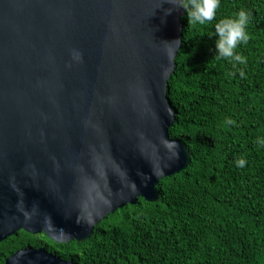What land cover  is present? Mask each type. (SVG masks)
Returning a JSON list of instances; mask_svg holds the SVG:
<instances>
[{
    "label": "water",
    "instance_id": "obj_1",
    "mask_svg": "<svg viewBox=\"0 0 264 264\" xmlns=\"http://www.w3.org/2000/svg\"><path fill=\"white\" fill-rule=\"evenodd\" d=\"M183 16L179 0H0V242L90 239L189 166L167 93ZM6 264L77 263L28 247Z\"/></svg>",
    "mask_w": 264,
    "mask_h": 264
},
{
    "label": "trees",
    "instance_id": "obj_2",
    "mask_svg": "<svg viewBox=\"0 0 264 264\" xmlns=\"http://www.w3.org/2000/svg\"><path fill=\"white\" fill-rule=\"evenodd\" d=\"M240 9L251 14L249 41L237 50L246 65L215 47V23ZM182 21L168 98L170 134L187 144L189 166L161 180L156 202L139 197L85 241L21 230L0 242V264L28 247L77 264H264V147L254 142L264 137V0H222L216 21L190 24L186 10ZM239 158L247 167L236 166Z\"/></svg>",
    "mask_w": 264,
    "mask_h": 264
},
{
    "label": "clouds",
    "instance_id": "obj_3",
    "mask_svg": "<svg viewBox=\"0 0 264 264\" xmlns=\"http://www.w3.org/2000/svg\"><path fill=\"white\" fill-rule=\"evenodd\" d=\"M221 6L222 0H179V8L186 10L189 23L193 25H207L216 21ZM250 20V12L240 9L234 17H226L215 23L214 35L218 37L215 47L220 58L235 64H247V58L239 54L237 50L249 41L247 28ZM239 75L244 78L245 72L241 70ZM229 123L235 122L229 121ZM254 142L258 146L264 147V137H260ZM236 166L241 169L247 167V160L237 159Z\"/></svg>",
    "mask_w": 264,
    "mask_h": 264
}]
</instances>
